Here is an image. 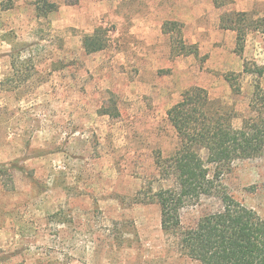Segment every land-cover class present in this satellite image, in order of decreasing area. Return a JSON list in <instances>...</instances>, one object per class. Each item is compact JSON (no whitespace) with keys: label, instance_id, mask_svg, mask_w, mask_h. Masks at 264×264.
I'll list each match as a JSON object with an SVG mask.
<instances>
[{"label":"rangeland","instance_id":"obj_1","mask_svg":"<svg viewBox=\"0 0 264 264\" xmlns=\"http://www.w3.org/2000/svg\"><path fill=\"white\" fill-rule=\"evenodd\" d=\"M52 1L39 18L32 0H0V264H200L146 201L174 184L166 165L178 137L166 112L199 86L240 126L255 85L264 88V35L249 32L238 55L219 17H264V0ZM165 22L177 26L164 32ZM97 27L108 46L87 54L82 39ZM178 27L190 54L172 52ZM220 185L264 219V151L234 162ZM221 207L202 196L182 209V225Z\"/></svg>","mask_w":264,"mask_h":264},{"label":"trees","instance_id":"obj_2","mask_svg":"<svg viewBox=\"0 0 264 264\" xmlns=\"http://www.w3.org/2000/svg\"><path fill=\"white\" fill-rule=\"evenodd\" d=\"M212 1L216 8L231 2ZM32 4L39 18H46L56 9L52 0H32ZM172 24L177 26L175 22H165L163 31ZM219 25L235 33L238 55L243 53L249 32L264 35V17L244 11L222 13ZM170 37L174 40L171 49L175 56L192 53L180 27ZM108 43L107 30L97 27L84 35L82 48L92 54L104 50ZM254 71L245 64L244 72ZM256 73L261 76L263 68L257 67ZM225 80L233 90L239 91L235 77L227 74ZM111 100V107L116 110L113 97ZM249 107L250 114L242 119L240 126H234L236 112L231 106L211 99L204 88L192 86L166 112L178 137L177 147L166 165L174 184L159 188L146 201L158 205L161 230L177 251L200 264H264V219L227 195L220 185L223 172L234 162L258 157L264 151V88L259 83L255 85ZM202 196L219 197L222 207L200 216L193 226H183L182 209Z\"/></svg>","mask_w":264,"mask_h":264}]
</instances>
